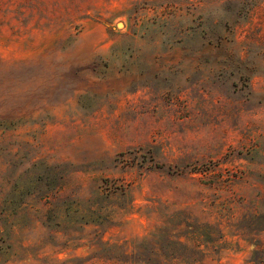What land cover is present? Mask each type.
<instances>
[{
    "label": "rangeland",
    "instance_id": "1",
    "mask_svg": "<svg viewBox=\"0 0 264 264\" xmlns=\"http://www.w3.org/2000/svg\"><path fill=\"white\" fill-rule=\"evenodd\" d=\"M0 264H264V0H0Z\"/></svg>",
    "mask_w": 264,
    "mask_h": 264
},
{
    "label": "trees",
    "instance_id": "2",
    "mask_svg": "<svg viewBox=\"0 0 264 264\" xmlns=\"http://www.w3.org/2000/svg\"><path fill=\"white\" fill-rule=\"evenodd\" d=\"M117 250V247H115ZM119 251L121 252V255H118L116 258H118V261H122L123 259L129 258L130 259V255H128L126 253V250L124 249V247L119 248Z\"/></svg>",
    "mask_w": 264,
    "mask_h": 264
}]
</instances>
